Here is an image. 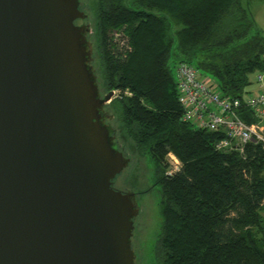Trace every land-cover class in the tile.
<instances>
[{
	"label": "trees",
	"instance_id": "1",
	"mask_svg": "<svg viewBox=\"0 0 264 264\" xmlns=\"http://www.w3.org/2000/svg\"><path fill=\"white\" fill-rule=\"evenodd\" d=\"M245 1L92 0L99 92L131 93L105 109L116 134L155 165V264H264V143L249 142L243 153L215 149L218 133L180 120L171 69L191 63L223 95L245 96L249 76L264 70V34ZM119 27L128 36L123 52L108 39ZM168 152L181 162L171 176L162 165Z\"/></svg>",
	"mask_w": 264,
	"mask_h": 264
},
{
	"label": "water",
	"instance_id": "2",
	"mask_svg": "<svg viewBox=\"0 0 264 264\" xmlns=\"http://www.w3.org/2000/svg\"><path fill=\"white\" fill-rule=\"evenodd\" d=\"M80 0H0V264H136V193Z\"/></svg>",
	"mask_w": 264,
	"mask_h": 264
},
{
	"label": "built area",
	"instance_id": "3",
	"mask_svg": "<svg viewBox=\"0 0 264 264\" xmlns=\"http://www.w3.org/2000/svg\"><path fill=\"white\" fill-rule=\"evenodd\" d=\"M127 49V45L125 46ZM260 72H264L260 71ZM177 99L181 107V118L196 128L216 132L220 138L215 143L219 151L244 152L249 142L264 143V88L249 91L243 97L223 95L217 82L205 75L191 63L181 61L176 64ZM262 75L257 76V82ZM120 90H113L117 97ZM125 94L131 93L127 90ZM171 167L166 174L176 173L181 162L172 152H168Z\"/></svg>",
	"mask_w": 264,
	"mask_h": 264
},
{
	"label": "rangeland",
	"instance_id": "4",
	"mask_svg": "<svg viewBox=\"0 0 264 264\" xmlns=\"http://www.w3.org/2000/svg\"><path fill=\"white\" fill-rule=\"evenodd\" d=\"M82 9L90 15L91 26L93 24V11L91 7L92 0H81ZM245 8L248 10L250 18L255 22V28L264 34V0H248L244 2ZM90 26V27H91ZM89 38L93 39L92 33L89 31ZM108 39L113 43L114 48L117 51H124V48L128 42V36L124 27L113 28L108 31ZM94 47L92 46V53ZM94 54V53H93ZM95 57V54L93 55ZM172 73L176 78V66L171 67ZM95 70V68H94ZM98 78V72L95 70ZM261 74L262 80L257 82V76ZM251 85L250 91L264 88V72H254L249 76ZM121 93L125 94L124 91ZM119 93V94H121ZM105 94V92H101ZM109 123L117 128L114 120L110 117ZM264 127V125H263ZM118 129V128H117ZM116 141L118 145L124 150L129 157V163L124 167L121 175L117 178V184H119V178L124 177L122 183L123 188L131 189L132 191H140L139 195H136V200L139 206V213L135 218L134 229L132 235L133 249L135 242V256L136 264H155L153 257L154 245L157 232L159 231L161 223L160 208L158 206V193L155 187L151 185L153 179V173L155 165L150 160L148 155H141L137 152V149L132 141L127 140L126 136L118 133L116 134ZM123 144L124 148L121 146ZM164 171H167L171 167L168 153L165 154L162 162ZM122 177V178H123ZM135 177L138 182H135ZM121 186V185H120ZM141 189L143 191H141ZM136 193V192H135Z\"/></svg>",
	"mask_w": 264,
	"mask_h": 264
},
{
	"label": "flooded vegetation",
	"instance_id": "5",
	"mask_svg": "<svg viewBox=\"0 0 264 264\" xmlns=\"http://www.w3.org/2000/svg\"><path fill=\"white\" fill-rule=\"evenodd\" d=\"M81 0H80V7H81V9H82V5H81ZM93 6V2H91V7ZM93 14V13H92ZM86 22L88 23V25H89V31L91 32V33H93L94 32V30H95V19H94V16H93V24H92V26H91V23H90V15L89 14H87V18H86ZM91 26V27H90ZM91 63H92V65H93V67L95 68V70L99 73L100 72V68H99V59H98V57H97V55H95V57H92V60H91ZM121 144V146L124 148V146H123V144L122 143H120ZM125 149V148H124ZM123 177V176H122ZM122 177H120L119 178V184L120 185H122V183H123V181H124V177L122 178ZM122 182V183H121ZM135 182L137 183L138 182V179H136V177H135ZM141 191H143L142 189H141ZM136 192V195H139V193L138 192H140V191H135ZM132 245H133V242H132ZM135 242H134V249H135Z\"/></svg>",
	"mask_w": 264,
	"mask_h": 264
},
{
	"label": "crops",
	"instance_id": "6",
	"mask_svg": "<svg viewBox=\"0 0 264 264\" xmlns=\"http://www.w3.org/2000/svg\"><path fill=\"white\" fill-rule=\"evenodd\" d=\"M254 24H255V22H254Z\"/></svg>",
	"mask_w": 264,
	"mask_h": 264
}]
</instances>
